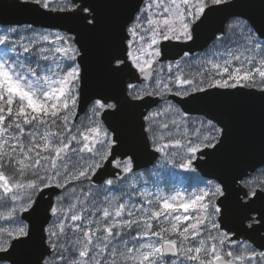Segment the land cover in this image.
<instances>
[{"label": "snow or ice", "instance_id": "6c2138e0", "mask_svg": "<svg viewBox=\"0 0 264 264\" xmlns=\"http://www.w3.org/2000/svg\"><path fill=\"white\" fill-rule=\"evenodd\" d=\"M15 6L76 28L0 32V264H264V150L192 187L160 176L228 150L230 122L189 105L264 99V0L259 27L240 0H130L104 64L112 86L90 93L97 0ZM202 40L201 57L165 62Z\"/></svg>", "mask_w": 264, "mask_h": 264}, {"label": "water", "instance_id": "95a60500", "mask_svg": "<svg viewBox=\"0 0 264 264\" xmlns=\"http://www.w3.org/2000/svg\"><path fill=\"white\" fill-rule=\"evenodd\" d=\"M100 7L103 26L101 31L90 38H86L89 49L90 72L87 81V90L90 93L98 86H112L110 78L104 71V64L109 50L114 46L116 40V26L127 13L130 0H97ZM254 3L256 6L250 7ZM240 7L233 11L243 12L250 16L256 26H260L261 9L259 0H240ZM0 25H32L49 29H59L61 31L67 28H76L73 21L61 19L58 14L39 15L31 11H25L15 6V0H0ZM206 39V38H205ZM210 43V42H209ZM204 41L202 40L196 46L180 45L176 48L168 49L166 61L172 58H178L177 53L180 48L190 50V54L203 51ZM241 93H247L250 90L238 89ZM81 104V112L84 109ZM191 115H214L220 119H225L231 124V139L226 153L213 158L212 161L204 164L203 161H197V171L205 178L210 175H222L230 167L239 161L254 162L258 159V153L264 150V99H261L259 92H252L251 95L222 96L210 101L188 106ZM146 108L137 109L135 115L146 111ZM128 143H134L132 138H128ZM136 163L139 166L137 170L152 166L155 161L151 160L142 148H136ZM195 166V165H194Z\"/></svg>", "mask_w": 264, "mask_h": 264}, {"label": "rangeland", "instance_id": "374dc122", "mask_svg": "<svg viewBox=\"0 0 264 264\" xmlns=\"http://www.w3.org/2000/svg\"><path fill=\"white\" fill-rule=\"evenodd\" d=\"M24 26H26V25H24ZM24 26H19V27L23 28ZM7 28L8 27H0V32L6 31ZM35 29H37L38 31L45 30V29H42V28H35ZM48 30H51V29H48ZM203 54L204 53H199V54L191 55V56L194 57V58H199ZM191 117L193 119H197V118L203 119L204 118V117H201V116H192V115H191ZM152 168H153V166L151 168H149V169H144V170L139 171V172L145 173V176L147 177L148 171L151 170ZM160 176L163 178V180L165 182H167V181H175L177 183V186L183 185L185 187H192V186H194L195 183H196V178L197 177H201L198 174L197 171H196V173H189V172H184L183 170H179V169L171 170L170 171L169 169H166V168L160 170ZM192 178H193V180H190ZM153 179H155V178H153ZM203 180H207V179H203ZM189 181H192L191 182L192 184L190 186H187V184H188ZM150 186H151V184H150ZM161 186L164 187L165 184H161ZM193 190H194V187H193Z\"/></svg>", "mask_w": 264, "mask_h": 264}]
</instances>
